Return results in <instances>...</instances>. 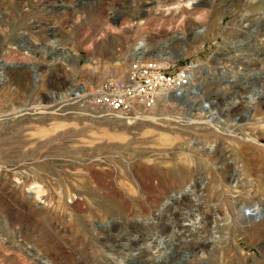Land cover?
<instances>
[{
	"label": "rangeland",
	"instance_id": "rangeland-1",
	"mask_svg": "<svg viewBox=\"0 0 264 264\" xmlns=\"http://www.w3.org/2000/svg\"><path fill=\"white\" fill-rule=\"evenodd\" d=\"M175 3L180 4L177 11L198 14H165L164 9ZM263 18L264 0H0V64L30 65L3 70L0 66V240L6 238L16 246V250L0 249V264H17L18 258L23 260L20 264H35L17 251L27 252V246L41 251L38 257L44 264H71L68 258H77L76 264H264V147L250 141L258 138L264 145ZM124 25L128 30L121 32ZM196 26L207 33L202 44L187 43V53L181 57H176L181 51L169 50L170 55L174 51V60L164 61L193 70L196 78L193 82L192 74L185 94L174 98L169 92L149 107H134L125 115L76 102L86 92L71 99L76 89L118 77L139 39L159 45ZM51 35L77 52L71 71L62 63L50 64L57 47ZM91 59L95 64H90ZM71 74L79 88L72 85ZM3 77L8 78L6 84ZM250 97L260 98L252 104ZM203 101H212V109H206ZM29 107L34 108L33 115L20 112ZM151 130L166 134L169 144L164 147L153 141L157 136L152 139ZM179 137L183 144L198 139L213 145L210 156L225 154L234 160L232 169L240 171L244 166L253 188L240 194L212 184L199 197L206 201L208 219L202 225L200 217L192 218L201 232L205 229L201 239L210 241L201 250L184 249L180 242H171L164 230L166 250L159 260L147 262L132 256L128 247L112 246L104 239L122 233L121 225L130 229L134 221L151 219L159 203L187 183L175 174L180 165L170 169L160 163L170 154L178 155L180 141L174 139ZM190 151L197 162L192 179L197 181L204 177L208 157L196 148ZM236 199L246 208L257 205L262 215L252 213L254 218H247L250 211L232 205ZM59 200L60 207L51 209ZM186 203H173L155 218L172 221V210ZM109 222L112 226L102 229L97 243L82 231L84 223L89 227Z\"/></svg>",
	"mask_w": 264,
	"mask_h": 264
},
{
	"label": "bare ground",
	"instance_id": "bare-ground-1",
	"mask_svg": "<svg viewBox=\"0 0 264 264\" xmlns=\"http://www.w3.org/2000/svg\"><path fill=\"white\" fill-rule=\"evenodd\" d=\"M56 5V4H55ZM180 4L179 3H175V4H172V5H169L167 6L165 9H164V13L165 14H174L176 12H179L180 15L183 16V14H188L189 16L190 15H193V14H198V13H190L188 12L187 9H183V10H179L177 11V9L180 8L179 6ZM55 8V7H54ZM50 9V8H49ZM60 10V9H59ZM78 10V9H77ZM196 11V10H194ZM260 11V10H259ZM163 13V14H164ZM120 14V13H119ZM251 14V13H250ZM252 17V16H251ZM257 17V16H256ZM254 18V17H253ZM262 18V17H261ZM252 19V18H251ZM264 19V18H263ZM253 20V19H252ZM262 20V19H261ZM260 20V21H261ZM169 21V20H168ZM180 21V20H179ZM241 21V20H240ZM244 21V20H243ZM110 22V21H109ZM217 22V21H216ZM105 23V22H104ZM126 23V22H125ZM105 25V24H104ZM122 25V23H121ZM183 25V24H182ZM186 25V24H185ZM165 26V25H164ZM187 26V25H186ZM246 26V24L244 25ZM250 27V26H249ZM252 27V26H251ZM233 28V27H232ZM245 28V27H243ZM257 28V27H256ZM128 30L127 26L124 25L121 27V32L122 31H125V30ZM243 30V29H242ZM256 30V29H255ZM233 31V30H232ZM175 32V31H174ZM231 32V31H230ZM248 32V31H247ZM204 28L203 27H193L191 29H189L188 33H185L183 31L179 32L178 34H175L173 36H171L168 40H165L164 42L160 43L159 45L154 43H150V41L148 42L145 38H141L139 39L138 41H136V43L132 46L133 48L131 49L132 51V56H131V59L132 58H136V57H140V56H143L144 58L146 59H157V60H162V61H173L174 59L171 57L173 52L170 53L167 52L169 50H178V51H181V54H179L178 56L176 57H181V56H184L186 53H187V50L185 49L187 43L189 45H196L197 43H201L202 42V39L206 36L207 33H204ZM251 34V33H250ZM238 35V34H237ZM259 39V38H258ZM51 41L53 42H56L57 44V47L53 50V54L52 56L50 57V64H57V63H62L64 64V66L67 68L68 71H71L73 67H76V60H78V55H77V52H75L72 48H69V49H66L65 47L62 46V44H59L58 43V40L56 39V37L54 38V35H51ZM210 40V39H209ZM29 41V39H28ZM31 41V40H30ZM251 41V40H250ZM260 41V40H259ZM262 41V40H261ZM264 41V40H263ZM27 42V41H26ZM233 42V41H232ZM175 43H177V45H175ZM199 43V44H200ZM230 43V42H229ZM234 43V42H233ZM247 43V42H246ZM262 44V42H260ZM184 44V46H182ZM202 44V43H201ZM200 44V45H201ZM236 45V44H235ZM258 45V44H257ZM198 46V45H197ZM233 46V45H232ZM240 46V45H239ZM259 46V45H258ZM264 46V45H263ZM256 47V46H255ZM258 49V48H257ZM256 49V50H257ZM246 50V49H245ZM170 51V52H171ZM175 51V52H176ZM177 51V52H178ZM223 51V50H222ZM244 51V50H243ZM28 52V51H27ZM233 52V51H232ZM259 52V51H258ZM52 53V52H51ZM7 54V53H6ZM10 54V53H9ZM176 53H174V55H177ZM241 54V53H240ZM43 55V54H42ZM263 55V54H262ZM30 56V55H29ZM235 57V56H234ZM11 58V57H10ZM230 58V57H229ZM246 58V57H245ZM118 60H121V59H118ZM217 60V59H216ZM235 60V59H233ZM237 60V59H236ZM238 60H240L238 58ZM245 60V59H244ZM252 60V59H251ZM118 62H116L115 64H117ZM243 63V62H241ZM90 64L93 65L95 64V62L91 59L90 60ZM234 65V64H233ZM2 70L3 68L5 67H9V68H19V67H25V68H28L30 67V65L28 63H24V62H21V63H14V62H11L10 64L8 63H1L0 64ZM238 66V65H237ZM236 66V67H237ZM32 69H34V71H37V66H32L31 67ZM30 68V69H31ZM193 68V67H192ZM214 68V67H213ZM221 68V67H220ZM253 68V67H252ZM118 69L115 68V69H110L109 68H106V71H117ZM242 72V71H241ZM1 74H3V72H0ZM35 73V72H34ZM37 73V72H36ZM188 73H189V78H190V82H191V76L193 74V82L195 80V75H194V72L192 70V73L191 71L188 69ZM253 74V73H252ZM72 75V74H71ZM4 76V75H3ZM257 76V75H256ZM259 76V75H258ZM4 78V77H3ZM94 78V77H93ZM241 78V77H240ZM8 81V78L5 77L3 79V84H6ZM71 81H72V85L73 86H76L79 88V85L76 84V79H75V76L72 75L71 76ZM76 84V85H75ZM86 84V83H85ZM88 85V84H87ZM84 86V85H83ZM190 86L191 84L189 83V86L187 87V91L188 89H190ZM81 87V86H80ZM87 87V86H85ZM83 87V88H85ZM74 88V87H73ZM78 90V89H76ZM185 90V91H186ZM261 90V89H260ZM185 91H182V92H179V91H174L173 92V97H179L181 95H183V93ZM233 91V90H232ZM86 94H87V91H85ZM185 94V93H184ZM189 94H192V93H189ZM257 94V93H256ZM259 94V93H258ZM167 94H163L162 96H166ZM197 95V94H196ZM255 95V94H254ZM160 96V97H162ZM82 96H80L81 98ZM172 97V96H171ZM172 97V98H173ZM232 97V96H231ZM260 97L264 98V95H261ZM260 97H250L249 99V103H256L257 102V99H259ZM75 100V99H74ZM165 101V100H164ZM206 101V100H205ZM204 102V101H203ZM224 102V101H223ZM246 102V101H245ZM192 103V102H191ZM212 101L211 102H204V107L206 109H212ZM229 103V102H228ZM194 104V102H193ZM202 104V105H203ZM227 104V103H226ZM232 104V103H231ZM234 104V103H233ZM198 105V104H197ZM219 105V104H218ZM251 105V104H250ZM220 106V105H219ZM196 107V106H195ZM199 107V106H198ZM217 107V106H216ZM226 107V106H225ZM223 107V108H225ZM227 108V107H226ZM230 108V107H229ZM34 108H27V109H22L20 112H24L25 115H33L34 111H33ZM204 109V108H203ZM221 109V108H219ZM251 109V108H250ZM189 110V109H188ZM198 110V109H196ZM201 110V109H200ZM212 111V110H211ZM218 111V110H217ZM216 111V112H217ZM187 112V111H186ZM233 112V111H232ZM41 113V112H40ZM188 113V112H187ZM203 114V113H202ZM202 114H199L198 116H202ZM229 114V113H228ZM244 114V113H243ZM212 115V114H210ZM222 115V114H221ZM16 118L15 116H13V119ZM183 118V117H182ZM192 118V117H191ZM199 118V117H197ZM225 118V117H224ZM262 118V117H261ZM152 119V118H151ZM192 119H195V118H192ZM204 119V118H203ZM3 121H5L3 118L1 119ZM172 120V119H171ZM206 120V118H205ZM250 120V119H249ZM264 120V118H263ZM263 120H259V121H263ZM2 121V122H3ZM208 121V120H207ZM197 122H200L198 121L197 119ZM210 122V121H209ZM6 123V122H5ZM258 123V122H256ZM159 124V123H157ZM156 124V125H157ZM165 124V123H164ZM185 124V123H184ZM192 124V123H191ZM191 124L189 126H191ZM194 124V123H193ZM209 124V123H208ZM260 124V123H259ZM195 125H197L195 123ZM202 125V124H201ZM200 125V126H201ZM204 125V124H203ZM242 125V124H241ZM256 125V124H255ZM162 126V125H161ZM178 126V125H177ZM180 126V124H179ZM182 126V125H181ZM193 126V125H192ZM258 126V125H256ZM263 126V125H262ZM164 127V126H163ZM186 127V125H185ZM188 127V126H187ZM202 127V126H201ZM205 127V126H204ZM152 128V127H151ZM183 128V126H182ZM193 128V127H191ZM261 128V127H260ZM150 129V128H149ZM170 129L171 126H170ZM206 129V128H205ZM264 129V127L262 128ZM156 130V129H154ZM154 130H151L149 133L151 134V138L153 139V137H155L156 133ZM158 130V128H157ZM156 130V131H157ZM184 130V128L182 129ZM236 130V129H235ZM43 131V129L41 130ZM45 131V130H44ZM161 131V130H160ZM47 132V131H46ZM45 132V133H46ZM164 132V131H163ZM172 132V130H171ZM200 132V131H199ZM198 132V133H199ZM201 132H203L201 130ZM207 132V131H206ZM253 132V131H252ZM262 132V131H261ZM167 133V132H166ZM170 133V132H168ZM174 133V132H173ZM182 133V131H180V134ZM192 133V132H191ZM195 133V131H194ZM222 133V132H221ZM256 133V132H255ZM260 133V132H259ZM44 134V133H42ZM197 133H195L196 135ZM201 134V133H200ZM205 134V133H204ZM208 134V133H207ZM263 135V134H262ZM153 136V137H152ZM157 140L154 139L153 141H155L156 143L158 142L159 145H162L164 147H166L168 144H169V138L166 136V134H162V132L158 133L157 135ZM178 136L179 133H178ZM184 136V135H183ZM190 136V135H189ZM199 136V135H197ZM251 137V135H249ZM248 136V137H249ZM258 136V135H257ZM185 137V136H184ZM232 137H238L237 139L239 138H243L244 137L241 135H238V134H234L232 135ZM256 137V136H255ZM181 137L179 138H175L174 140H177L180 141L176 144V147L177 148V151L176 153L178 155H168L166 156L164 159H162V161L160 162L161 164H164L166 165V167L170 168V169H175V166H179L180 165V170H177L175 171V174L177 176H179V179L181 180H185V179H188L186 180L187 183H183V188L181 190H179V192H175L173 193L172 195L166 197L163 201H161L159 204V207L158 209L156 210V213H153L151 216V219H146V220H142V221H134L131 225V228L132 230L129 229V225H121L120 226V230H123L122 233L120 234H117L115 233V236L109 238L105 237L104 241L107 242L109 245H114V243H117L116 245L119 246V248H124V247H128V250H129V253H131L132 256H138V257H141V258H146V261L148 262L149 259H156V260H159L163 254V252L166 250V239L167 236H163V231L164 230H168L169 231V235L168 237L170 238V241L171 242H180V247L184 249L186 248H189L192 249L193 251H196V250H201L203 248V245H205L206 243H208L210 240H208V238H204V240L201 239V235L200 233H203L205 231H202L201 232L199 229H201L199 227V225L197 226L196 225V222L194 221V218L195 219H199L201 218L199 224L202 223V225H204L205 223V220L208 219L207 216H206V201H203V198H199L200 195L202 196V194L208 190V188H211L213 185L212 184H215L216 187L218 189H223V188H227L229 190H232V191H235V192H246V191H249V189L253 188V181L252 179L250 178V175H248V173L246 172V169L245 167L243 166L242 168L240 167V171L238 170H235V169H232V163H233V159H229V158H226L223 154V153H220V154H216L215 156H210L212 155L213 153V145H208V144H205V143H200L199 140H191L189 141V143L186 144L182 143ZM194 138V137H193ZM190 139V138H189ZM195 139V138H194ZM246 139V138H245ZM244 139V140H245ZM251 142H254L258 145H260L262 148L264 147L263 144H260V142L257 140L258 138H250ZM186 140V139H185ZM29 141V140H28ZM247 141V139H246ZM33 142V141H32ZM29 143V142H28ZM45 143V142H44ZM43 143V144H44ZM249 143V142H248ZM31 145V144H30ZM34 145V144H32ZM198 145L200 146V148H197ZM39 146V145H38ZM148 146V145H147ZM238 146V142L234 143L233 144V147H237ZM43 147V146H42ZM198 149L199 152L197 153H200V152H204V154L207 155L208 159H206L205 161V164H203L204 166V170H205V174H204V177H202V179L200 178L199 180L193 181V177H192V172L193 171V168L196 167L197 165V162H196V159L192 158L190 153L191 151L190 150H193V149ZM104 149V148H103ZM173 150V149H172ZM171 150V151H172ZM171 153V152H170ZM252 153V152H251ZM10 154V153H9ZM147 154V153H145ZM155 154V153H154ZM167 154V153H166ZM239 154L240 152L238 151L237 153V157L238 159L240 160L239 158ZM160 155V154H159ZM214 155V154H213ZM144 156V155H143ZM161 156V155H160ZM6 157V156H4ZM10 157V155H9ZM114 157V156H113ZM196 158V157H195ZM232 158V157H231ZM13 160V159H12ZM205 160V159H204ZM5 162V161H3ZM10 162V161H9ZM128 163V162H127ZM140 164V162H138ZM106 164V163H104ZM125 164V163H124ZM142 164V163H141ZM3 166V165H2ZM31 166V165H30ZM34 166V165H33ZM39 166V165H38ZM6 167V166H5ZM11 167V166H10ZM29 167V166H28ZM105 167V166H104ZM17 168V167H16ZM155 168V167H154ZM160 168V167H159ZM38 169V167H37ZM146 169V168H145ZM19 170V169H18ZM23 170V169H22ZM42 170V168H40V171ZM45 170V169H44ZM15 171V169H14ZM13 171V172H14ZM17 171V170H16ZM15 171V172H16ZM24 171V170H23ZM46 171V170H45ZM12 172V171H10ZM9 172V173H10ZM34 172V171H33ZM38 172V170H37ZM147 172V171H146ZM151 172V171H150ZM18 173V172H17ZM27 174V172H25ZM129 173V171L127 172ZM126 173V174H127ZM131 173V172H130ZM158 173H160V171H158ZM202 173V172H201ZM19 174V173H18ZM23 174V172H22ZM145 174V173H144ZM152 174V173H151ZM150 174V175H151ZM163 174V173H162ZM13 175V174H12ZM20 175V174H19ZM18 176V175H17ZM160 176V174H159ZM163 176V175H162ZM20 177V176H19ZM36 177V176H35ZM130 177V176H129ZM148 177V176H147ZM151 180V179H150ZM158 181V180H157ZM134 182V181H133ZM152 182V181H151ZM232 183V184H231ZM23 184V183H22ZM36 185V184H35ZM232 185V186H231ZM33 188V187H32ZM140 191L141 190V187H137ZM31 189V188H30ZM34 190V189H33ZM139 190H136L139 192ZM35 191V190H34ZM150 191V190H149ZM37 193L40 192V188L37 187ZM222 192V191H221ZM230 192V191H229ZM31 193V192H30ZM152 193V192H151ZM234 193V192H232ZM247 193V192H246ZM251 193V192H250ZM199 194V195H198ZM36 195V194H35ZM139 195V194H138ZM233 195V194H231ZM238 195V194H237ZM142 198V196L140 197ZM232 198V197H231ZM72 199V198H71ZM139 199V198H138ZM147 200V199H146ZM180 200H184L186 201L187 203L184 204V206H179L177 207V209H171L172 212L170 213L171 214V220H166V221H163V222H160L159 220L161 219H158V218H155V215L156 216H159V217H162L161 216V213L164 212V211H169L167 210L168 208H170L172 206L173 203H176ZM145 202V201H144ZM158 202V201H157ZM157 204V203H156ZM61 205V202L60 200L58 201V203L56 205H52L51 209H57L59 208ZM147 205V204H146ZM178 205V204H177ZM233 206L235 207H238L240 209L241 212H243L244 210L246 211H250L251 215L247 216V218H254L253 214L252 213H256V215L260 214V207L258 208L257 205L256 206H253L252 208H246L245 207V204L243 201H241V199L239 200H235L234 203L232 204ZM154 207V206H153ZM152 207V208H153ZM157 207V206H155ZM75 208V207H74ZM175 208V207H174ZM108 208H106L107 210ZM124 209V208H123ZM156 209V208H154ZM153 210V209H151ZM214 210V209H213ZM215 211V210H214ZM73 212V211H72ZM147 212V211H146ZM150 212V211H149ZM245 212V211H244ZM97 213V212H96ZM151 213V212H150ZM214 214V213H213ZM247 214V213H245ZM264 214V213H263ZM208 215V214H207ZM262 215V213L260 214ZM172 216H174L176 219L174 220V218L172 219ZM200 217V218H198ZM216 217V216H215ZM260 217V216H259ZM95 218V217H93ZM214 218V217H213ZM220 217H218L219 219ZM216 219V218H215ZM157 220V221H155ZM164 220V219H163ZM214 220V219H213ZM198 221V220H196ZM219 222V221H218ZM249 222V221H248ZM198 223V222H197ZM214 224V223H212ZM211 225V224H210ZM217 225V224H216ZM110 227L112 226V223L109 222L108 224H101V223H95V224H92L90 225L89 227L87 226V224H83V227H82V231L83 232H86L87 234L90 235L91 237V240L94 242V243H97V236L101 235V231L103 228H107V227ZM219 226V225H218ZM207 229V228H206ZM212 229V228H211ZM216 229V228H215ZM219 229V228H218ZM209 230V229H207ZM217 230V229H216ZM220 230V229H219ZM216 232V231H214ZM219 232V231H217ZM105 233V232H104ZM118 233V232H117ZM85 234V233H84ZM205 234V233H204ZM211 234V233H210ZM208 234V235H210ZM135 235V237L133 239L132 236ZM213 235V234H211ZM137 236H140L141 239H136ZM208 237V236H207ZM215 237V236H214ZM212 236V239L214 238ZM215 240V239H214ZM213 240V242H214ZM140 241V242H138ZM10 243V244H9ZM172 244V243H171ZM179 244V243H178ZM108 245V246H109ZM212 245V243H211ZM24 246V245H23ZM22 246V247H23ZM111 246V247H112ZM179 246V245H178ZM210 246V245H208ZM26 246H24L25 248ZM115 247V246H114ZM17 248H19L17 246ZM28 248V249H27ZM26 249L24 250H27V252L25 251H22L21 249H17V251L20 252V256H22L24 259H29L32 263H35V264H44L42 263L41 261H39V253L41 252L38 248L37 249H34L30 246H27ZM0 249L2 250H16V246L13 245L12 246V243L9 242L6 238H2V240H0ZM97 249V248H96ZM95 249V250H96ZM205 249V248H204ZM119 250V249H118ZM138 253H133L132 254V251H136ZM188 250V251H189ZM206 250V249H205ZM97 252V251H96ZM95 252V253H96ZM118 252V251H117ZM192 252V251H191ZM199 252V251H198ZM181 254V253H180ZM192 254V253H191ZM194 254V253H193ZM192 254V255H193ZM97 255V254H96ZM125 255V254H124ZM195 255V254H194ZM85 257V256H84ZM95 257V256H94ZM124 257V256H123ZM134 258V257H133ZM179 258V257H178ZM69 259V262L71 264H76L77 262V258L76 259H71V258H68ZM9 260H12V259H9ZM79 260V259H78ZM87 260V259H86ZM89 261V260H88ZM14 262V261H13ZM23 260L22 258L17 260V264H20L22 263ZM94 262V261H93ZM150 262V261H149ZM145 264H148V263H145ZM157 264V263H156Z\"/></svg>",
	"mask_w": 264,
	"mask_h": 264
},
{
	"label": "built area",
	"instance_id": "built-area-1",
	"mask_svg": "<svg viewBox=\"0 0 264 264\" xmlns=\"http://www.w3.org/2000/svg\"><path fill=\"white\" fill-rule=\"evenodd\" d=\"M189 67L175 68L162 60L143 56L126 61L118 77H108L71 94L109 114L125 115L134 107L153 104L163 94L185 91L190 83ZM79 92V93H78Z\"/></svg>",
	"mask_w": 264,
	"mask_h": 264
}]
</instances>
